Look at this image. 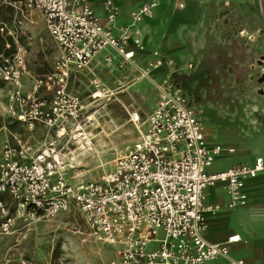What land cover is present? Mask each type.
Returning <instances> with one entry per match:
<instances>
[{
  "label": "built area",
  "instance_id": "2783aa9c",
  "mask_svg": "<svg viewBox=\"0 0 264 264\" xmlns=\"http://www.w3.org/2000/svg\"><path fill=\"white\" fill-rule=\"evenodd\" d=\"M116 2L2 0L12 14L0 20V81L6 84V111L19 124L28 129L40 125L61 134L79 120L82 105L68 89L69 75L87 69L104 49H109L103 55L105 65L128 68L137 79L146 80L154 105L142 120L136 111L127 112L137 136L115 154L112 171L97 179L69 182L68 165L51 143L32 148L15 135L5 140L0 147V236L18 220H49L73 207L90 235L115 247L107 264H207L216 258L224 259V264H246L229 253L237 235L222 242L203 238L204 214L219 208L206 201L205 190L219 183L227 195V208L245 205V184L264 171V160L256 156L251 163L207 171L215 157L233 148L208 143L186 89L173 77L192 70L194 64L158 49L137 59L135 55L144 54L145 47L135 22L150 17L155 2L131 9V22L115 28ZM31 10L39 12L56 47L50 69L36 75L26 67L32 35L22 25L31 22ZM162 66L165 70L159 75L151 73ZM90 82L98 86L95 79ZM98 91L91 95L99 96Z\"/></svg>",
  "mask_w": 264,
  "mask_h": 264
},
{
  "label": "rangeland",
  "instance_id": "374dc122",
  "mask_svg": "<svg viewBox=\"0 0 264 264\" xmlns=\"http://www.w3.org/2000/svg\"><path fill=\"white\" fill-rule=\"evenodd\" d=\"M120 6L119 2L114 24L131 22ZM29 19L31 22L22 23L32 35L25 63L29 74L36 75L50 69L56 47L39 12L31 10ZM246 39V35L242 38L238 34L240 42ZM205 40L211 43L208 49L184 53L195 65L186 90L205 134L212 140L228 142L235 150L208 166L220 169L243 158L237 148L250 145L251 136L264 133V74L258 64L261 58L246 45L216 48L213 43L220 39L213 32L206 34ZM91 71L75 74L68 83L82 108L79 120L61 134L40 125L28 129L15 122L6 111V84L0 81V147L12 139L11 135L32 148H46L51 143L68 165L65 175L69 182L97 179L111 172L115 154L136 136L127 112L136 111L139 119L143 118L154 105V94L146 80L137 79L128 69L99 62ZM92 79L98 83L96 88ZM94 89L99 90V96L91 95ZM157 236L161 237L160 231ZM113 248L90 235L79 212L70 207L49 220L16 221L8 234L0 236V264H107L114 256Z\"/></svg>",
  "mask_w": 264,
  "mask_h": 264
},
{
  "label": "crops",
  "instance_id": "0c3cea01",
  "mask_svg": "<svg viewBox=\"0 0 264 264\" xmlns=\"http://www.w3.org/2000/svg\"><path fill=\"white\" fill-rule=\"evenodd\" d=\"M147 1H154L155 6L152 15L143 17L140 24L136 25L145 47L144 54L135 55L137 59H144L149 56V51L158 49L165 56L175 60L192 61L184 53L189 54L196 50L208 49L211 43L205 40V35L213 32L220 39L213 43L216 48L226 49L229 47L232 49L235 47L234 44H244L248 47L247 50L255 54V57L261 58L262 65L260 67L264 66V0H117L116 5L120 2L123 15L128 17L131 9ZM178 3H182V6L178 7ZM129 23L130 21L114 24L113 21V27ZM112 32L116 34L117 30L114 29ZM238 34L242 38L246 35L247 39L243 43L240 42L237 40ZM101 51L91 59L87 69L79 73H71L68 83L75 74H81L83 71L92 73L91 68L99 62L105 65L103 55L109 52V49ZM231 54L229 52L228 55L231 56ZM112 67L114 68V66ZM193 69L184 74L193 76ZM163 70H165L164 66L159 67L153 75H159ZM28 85L25 77L23 79L24 90L28 89ZM68 89L70 90L69 85ZM204 135L208 143H219L222 146L225 144L224 147H230L228 142L212 140L205 132ZM251 139L250 145L247 143L243 147L237 148L243 158H239L238 161L224 168L238 163H251L256 156H260L264 160V133L260 132L254 137L251 136ZM234 152L233 148L231 153ZM224 153L226 152L220 155ZM224 168L207 167V171L213 172ZM245 190L247 193L246 204L227 208V195L219 183L206 188V201L210 204H217L219 208L214 213L204 214L205 227L202 236L209 242H222L230 235H237L238 240L230 244L229 253L233 257L243 259L246 264H264V171L249 179L245 184ZM224 263V259L216 258L207 264Z\"/></svg>",
  "mask_w": 264,
  "mask_h": 264
},
{
  "label": "trees",
  "instance_id": "16d2710c",
  "mask_svg": "<svg viewBox=\"0 0 264 264\" xmlns=\"http://www.w3.org/2000/svg\"><path fill=\"white\" fill-rule=\"evenodd\" d=\"M11 12H12V10H11L10 6L0 3V20H6L8 17H10ZM2 41H3V39L0 36V51H1V47H2ZM7 52H9V51L8 50L3 51L4 54H7ZM173 77L178 79L184 88H185V83L191 80L190 76H187L183 73L182 74H173ZM14 121L17 122L16 120H14Z\"/></svg>",
  "mask_w": 264,
  "mask_h": 264
},
{
  "label": "water",
  "instance_id": "95a60500",
  "mask_svg": "<svg viewBox=\"0 0 264 264\" xmlns=\"http://www.w3.org/2000/svg\"><path fill=\"white\" fill-rule=\"evenodd\" d=\"M258 64L259 65H262V61L261 60H258ZM263 69H264V66H263ZM263 74H264V72H263Z\"/></svg>",
  "mask_w": 264,
  "mask_h": 264
},
{
  "label": "bare ground",
  "instance_id": "6f19581e",
  "mask_svg": "<svg viewBox=\"0 0 264 264\" xmlns=\"http://www.w3.org/2000/svg\"><path fill=\"white\" fill-rule=\"evenodd\" d=\"M158 68H156V69H154L153 71H151V73H154L155 72V70H157Z\"/></svg>",
  "mask_w": 264,
  "mask_h": 264
}]
</instances>
